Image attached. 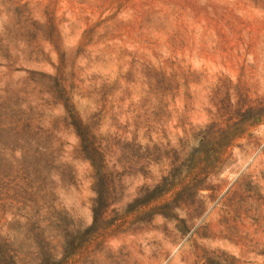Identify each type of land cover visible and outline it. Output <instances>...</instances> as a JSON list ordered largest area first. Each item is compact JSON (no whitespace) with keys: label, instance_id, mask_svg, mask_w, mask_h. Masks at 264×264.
<instances>
[{"label":"rangeland","instance_id":"obj_1","mask_svg":"<svg viewBox=\"0 0 264 264\" xmlns=\"http://www.w3.org/2000/svg\"><path fill=\"white\" fill-rule=\"evenodd\" d=\"M0 264H264V0H0Z\"/></svg>","mask_w":264,"mask_h":264}]
</instances>
